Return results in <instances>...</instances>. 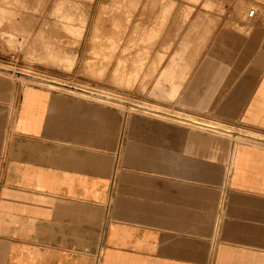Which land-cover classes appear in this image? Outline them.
I'll return each instance as SVG.
<instances>
[{
    "label": "crops",
    "instance_id": "0c3cea01",
    "mask_svg": "<svg viewBox=\"0 0 264 264\" xmlns=\"http://www.w3.org/2000/svg\"><path fill=\"white\" fill-rule=\"evenodd\" d=\"M225 10L154 84L190 130L33 83L0 104V264H264V24Z\"/></svg>",
    "mask_w": 264,
    "mask_h": 264
},
{
    "label": "rangeland",
    "instance_id": "374dc122",
    "mask_svg": "<svg viewBox=\"0 0 264 264\" xmlns=\"http://www.w3.org/2000/svg\"><path fill=\"white\" fill-rule=\"evenodd\" d=\"M233 3L242 19L254 9L264 24V0H0V104L15 109L22 85L33 83L120 109L126 126L137 119L187 130L182 120L192 117L176 111L191 112L154 95V84L173 57L193 61L192 46L206 39L193 36L194 21L225 14ZM148 34L154 36L147 44ZM71 87L94 97L72 94L66 90ZM152 104L184 118L146 114L163 110Z\"/></svg>",
    "mask_w": 264,
    "mask_h": 264
},
{
    "label": "bare ground",
    "instance_id": "6f19581e",
    "mask_svg": "<svg viewBox=\"0 0 264 264\" xmlns=\"http://www.w3.org/2000/svg\"><path fill=\"white\" fill-rule=\"evenodd\" d=\"M1 70H0V72H3L2 71V69L3 70H5L4 68H0ZM66 90H68V91H70L72 94L73 93H76L77 95H82V96H87V97H94V95H88V93L86 92V90H85V92L86 93H83V91H80V90H78L77 88H69V89H66ZM94 94V93H93ZM96 95V94H95ZM97 96L100 98V99H103V100H107V101H118L117 99H114L113 97H110V96H107V95H103V94H97ZM96 97V96H95ZM122 104V103H121ZM124 104V103H123ZM126 107L127 106H129V105H127V104H124ZM124 107V106H123ZM200 125V124H199ZM204 125H205V123H204ZM213 126V125H212ZM224 128V127H223ZM215 129V128H214ZM217 129H219V128H217ZM222 133V132H221ZM231 133V132H230ZM238 135H240V134H238ZM244 135V134H243ZM241 137V136H240ZM245 139V138H244ZM245 140H247V138L245 139ZM249 140V139H248ZM249 141H252V140H249Z\"/></svg>",
    "mask_w": 264,
    "mask_h": 264
},
{
    "label": "built area",
    "instance_id": "2783aa9c",
    "mask_svg": "<svg viewBox=\"0 0 264 264\" xmlns=\"http://www.w3.org/2000/svg\"><path fill=\"white\" fill-rule=\"evenodd\" d=\"M254 14H255V10L254 9L249 10L248 13H247L248 17H253Z\"/></svg>",
    "mask_w": 264,
    "mask_h": 264
}]
</instances>
